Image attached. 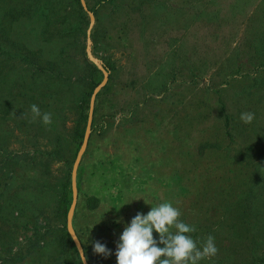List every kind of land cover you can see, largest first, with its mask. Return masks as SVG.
I'll use <instances>...</instances> for the list:
<instances>
[{"label":"rangeland","instance_id":"obj_1","mask_svg":"<svg viewBox=\"0 0 264 264\" xmlns=\"http://www.w3.org/2000/svg\"><path fill=\"white\" fill-rule=\"evenodd\" d=\"M1 49L0 263L116 264L124 227L163 202L198 247L214 237L198 264L264 257V217L224 239L216 188L235 150H264V0H0Z\"/></svg>","mask_w":264,"mask_h":264},{"label":"clouds","instance_id":"obj_2","mask_svg":"<svg viewBox=\"0 0 264 264\" xmlns=\"http://www.w3.org/2000/svg\"><path fill=\"white\" fill-rule=\"evenodd\" d=\"M30 109L33 120L40 118L45 125L52 123L51 113H41L36 104H32ZM254 118L252 112L240 115L244 123H251ZM181 214L171 202L151 206L147 214L137 212L119 236L116 264H198L202 259L215 256L218 249L214 237L208 235L198 247L197 240L190 235L196 231L195 226L181 221ZM153 231L159 234L158 240L154 238ZM92 250L103 257L111 254V250L98 240L92 242ZM81 258L84 264L87 256L83 253Z\"/></svg>","mask_w":264,"mask_h":264},{"label":"trees","instance_id":"obj_3","mask_svg":"<svg viewBox=\"0 0 264 264\" xmlns=\"http://www.w3.org/2000/svg\"><path fill=\"white\" fill-rule=\"evenodd\" d=\"M0 52L8 56L5 50L1 49ZM222 126L225 130L224 133L231 137L229 129L231 130V127L233 128L234 126L232 125V119L224 111ZM83 130L84 127L77 132L79 140L83 136ZM234 153L233 163L237 166L228 170L233 172L232 177L228 179L222 176L220 181L216 183L217 192L220 194L217 198V209L220 212L217 224H225L224 228L228 234L224 239L230 238L234 241V237H236L240 241L244 239L251 241L250 236L258 234L262 224L260 220L264 217V150L238 148ZM6 157H8V154L4 153V156L0 158V169L8 167ZM1 187L0 195H3ZM207 200L210 202V199ZM222 218L226 219V223H223ZM251 218L254 220L252 221ZM66 234L70 238L69 233L67 232ZM239 253V249H237L236 254ZM79 260L78 262L81 264ZM5 262L2 261L0 264H5ZM241 264H264V257L255 260H243Z\"/></svg>","mask_w":264,"mask_h":264},{"label":"water","instance_id":"obj_4","mask_svg":"<svg viewBox=\"0 0 264 264\" xmlns=\"http://www.w3.org/2000/svg\"><path fill=\"white\" fill-rule=\"evenodd\" d=\"M73 176L75 177V168L73 170ZM73 184H74V180H73Z\"/></svg>","mask_w":264,"mask_h":264}]
</instances>
